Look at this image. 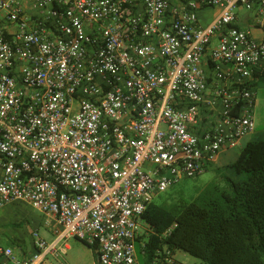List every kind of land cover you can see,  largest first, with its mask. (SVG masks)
Wrapping results in <instances>:
<instances>
[{
    "label": "built area",
    "instance_id": "1",
    "mask_svg": "<svg viewBox=\"0 0 264 264\" xmlns=\"http://www.w3.org/2000/svg\"><path fill=\"white\" fill-rule=\"evenodd\" d=\"M262 68L264 0H0V207L58 225L31 257L0 243V264H44L72 237L140 264L154 196L255 130Z\"/></svg>",
    "mask_w": 264,
    "mask_h": 264
},
{
    "label": "trees",
    "instance_id": "2",
    "mask_svg": "<svg viewBox=\"0 0 264 264\" xmlns=\"http://www.w3.org/2000/svg\"><path fill=\"white\" fill-rule=\"evenodd\" d=\"M242 143L230 165L234 174L218 168L220 179L178 211L172 203L148 205L143 219L151 231L137 238L148 234L141 249L147 262L183 250L207 264H264V138ZM85 243L100 264L95 246Z\"/></svg>",
    "mask_w": 264,
    "mask_h": 264
},
{
    "label": "rangeland",
    "instance_id": "3",
    "mask_svg": "<svg viewBox=\"0 0 264 264\" xmlns=\"http://www.w3.org/2000/svg\"><path fill=\"white\" fill-rule=\"evenodd\" d=\"M219 11L218 7L199 10L197 13L198 19L202 25L206 26L216 17ZM240 12H244L243 9H240ZM255 89L256 104L253 108L255 131L245 137V141L264 138V75L256 84ZM242 144L219 154L216 161L207 170L198 176L181 179L164 192L155 195L153 201L166 204L172 203L178 211L186 203L192 201L210 182L220 179L218 168L221 173L234 174L230 165L241 152ZM45 219L46 217L41 211L26 201L17 200L4 204L0 207V243L12 246L21 258L33 256L35 253L33 232H38L48 241H51L56 235L54 231L58 228V225L48 226ZM147 238L148 234H145L135 242L140 264H148L147 257L141 250ZM68 243L70 248L67 254L60 256L48 254L44 264H97L92 248L83 240L72 237L68 240ZM172 257L179 264H207L202 259L183 250H176Z\"/></svg>",
    "mask_w": 264,
    "mask_h": 264
},
{
    "label": "crops",
    "instance_id": "4",
    "mask_svg": "<svg viewBox=\"0 0 264 264\" xmlns=\"http://www.w3.org/2000/svg\"><path fill=\"white\" fill-rule=\"evenodd\" d=\"M257 34L260 35V32L257 31ZM263 74H264V69H263V68L257 70L256 73H255V79H256L257 81L260 80L261 77L263 76ZM255 79H254V80H255ZM255 93H256V89H255ZM255 104H256V103H255ZM254 131H255V130H254ZM254 131H253V133H254ZM244 140H245V138H243V139L241 140L240 144H241ZM236 147H237V146H236ZM232 148H234V147H232ZM229 149H231V148H229ZM229 149H227V150H229ZM227 150L221 152L220 154L225 153ZM172 254H173V253H172ZM171 257H172V255H171ZM172 259H173L174 263H171V262L167 261V259H166L165 256H163V257H159V259H158L157 257H155L154 260H153L152 262H148V264H152L153 262H154L155 264H179V263H178L173 257H172ZM154 263H153V264H154Z\"/></svg>",
    "mask_w": 264,
    "mask_h": 264
}]
</instances>
